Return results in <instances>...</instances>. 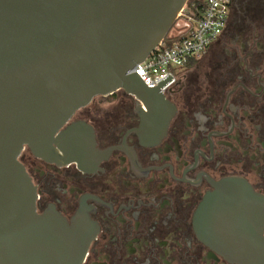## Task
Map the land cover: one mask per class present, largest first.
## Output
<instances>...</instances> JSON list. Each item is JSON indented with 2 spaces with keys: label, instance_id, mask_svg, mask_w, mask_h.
<instances>
[{
  "label": "water",
  "instance_id": "1",
  "mask_svg": "<svg viewBox=\"0 0 264 264\" xmlns=\"http://www.w3.org/2000/svg\"><path fill=\"white\" fill-rule=\"evenodd\" d=\"M188 0H0V264H82L96 227L78 211L36 210L24 147L84 170L100 152L92 128L67 123L97 96L123 90L142 134L157 139L174 108L131 70L168 34ZM148 122L149 127H143ZM147 129V130H146ZM199 237L234 264H264V196L227 178L194 214Z\"/></svg>",
  "mask_w": 264,
  "mask_h": 264
},
{
  "label": "flooded vegetation",
  "instance_id": "2",
  "mask_svg": "<svg viewBox=\"0 0 264 264\" xmlns=\"http://www.w3.org/2000/svg\"><path fill=\"white\" fill-rule=\"evenodd\" d=\"M198 63L162 91L174 112L158 139L134 131L142 113L119 89L63 126L92 128L100 153L87 169L21 151L38 213L53 209L69 221L80 211L95 224L82 264H234L198 236L194 214L230 177L264 196V0H231Z\"/></svg>",
  "mask_w": 264,
  "mask_h": 264
},
{
  "label": "built area",
  "instance_id": "3",
  "mask_svg": "<svg viewBox=\"0 0 264 264\" xmlns=\"http://www.w3.org/2000/svg\"><path fill=\"white\" fill-rule=\"evenodd\" d=\"M230 5L231 0H192L190 5L186 3L177 17L182 20L177 32L168 33L131 71H136L148 87L170 75L171 79L160 87L162 92L184 73L190 61H199L219 37ZM174 66L183 69L175 71Z\"/></svg>",
  "mask_w": 264,
  "mask_h": 264
},
{
  "label": "rangeland",
  "instance_id": "4",
  "mask_svg": "<svg viewBox=\"0 0 264 264\" xmlns=\"http://www.w3.org/2000/svg\"><path fill=\"white\" fill-rule=\"evenodd\" d=\"M181 24H182V20L177 19L168 33L175 34ZM173 68L175 71H182V69H183V67H181V66H179V67L174 66Z\"/></svg>",
  "mask_w": 264,
  "mask_h": 264
},
{
  "label": "trees",
  "instance_id": "5",
  "mask_svg": "<svg viewBox=\"0 0 264 264\" xmlns=\"http://www.w3.org/2000/svg\"><path fill=\"white\" fill-rule=\"evenodd\" d=\"M192 2V0H188V2H187V4H189L190 5V3ZM198 63V61H190L189 63H188V68H191V67H193L194 65H196Z\"/></svg>",
  "mask_w": 264,
  "mask_h": 264
}]
</instances>
